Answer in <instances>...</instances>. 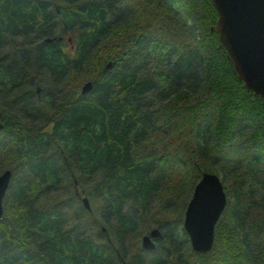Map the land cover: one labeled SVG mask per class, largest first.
<instances>
[{"label":"trees","instance_id":"trees-1","mask_svg":"<svg viewBox=\"0 0 264 264\" xmlns=\"http://www.w3.org/2000/svg\"><path fill=\"white\" fill-rule=\"evenodd\" d=\"M217 17L211 0H0V264H264V99ZM203 172L226 193L207 253L182 227Z\"/></svg>","mask_w":264,"mask_h":264},{"label":"water","instance_id":"water-1","mask_svg":"<svg viewBox=\"0 0 264 264\" xmlns=\"http://www.w3.org/2000/svg\"><path fill=\"white\" fill-rule=\"evenodd\" d=\"M217 12L215 30L219 42L232 60L237 77L247 89L264 99V0H211ZM92 82L81 87L88 92ZM0 119V129L2 128ZM12 172L0 173V218L3 198L9 187ZM82 202L89 208L88 200ZM226 206V193L218 175L203 172L196 182L183 216L182 227L194 251L211 250L214 230ZM161 237L158 228H152L141 238V247L152 250L155 240Z\"/></svg>","mask_w":264,"mask_h":264}]
</instances>
